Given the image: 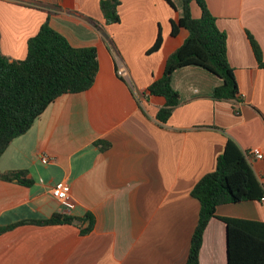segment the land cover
Listing matches in <instances>:
<instances>
[{
    "label": "crops",
    "instance_id": "0c3cea01",
    "mask_svg": "<svg viewBox=\"0 0 264 264\" xmlns=\"http://www.w3.org/2000/svg\"><path fill=\"white\" fill-rule=\"evenodd\" d=\"M206 1L227 33L241 98L213 99L221 80L184 67L173 77L181 103L161 122L166 99L148 87L188 35L184 28L171 33L180 9L166 0H121L120 22L107 23L101 0H0V48L8 57L24 59L28 40L48 21L71 45L95 47L100 65L88 90L59 96L0 156V172L26 170L33 180L0 179V264L186 263L200 211L195 184L216 169L228 138L248 154L264 151V68L249 39L264 57V0ZM159 29L163 45L148 53ZM121 66L129 78L118 75ZM43 156L52 160L43 163ZM250 162L264 184V159ZM59 181L70 185L76 206L69 214L78 220L37 222L62 213L51 195ZM88 215L94 223L84 233ZM223 217L264 220V206H218L200 264H228Z\"/></svg>",
    "mask_w": 264,
    "mask_h": 264
},
{
    "label": "trees",
    "instance_id": "16d2710c",
    "mask_svg": "<svg viewBox=\"0 0 264 264\" xmlns=\"http://www.w3.org/2000/svg\"><path fill=\"white\" fill-rule=\"evenodd\" d=\"M166 1L172 8L180 9L178 21L171 19L172 35L176 36L181 28L186 29L188 35L168 56L162 76L148 87L151 95L166 99L165 105L157 113V119L168 121L181 103V94L173 85V77L176 71L184 67H201L221 80L212 90L213 99L241 98L234 68L227 57V33L218 27L207 1L179 0V5L175 0ZM193 2L200 8V17L192 14ZM120 3L121 0H101L100 7L107 23L120 22ZM249 39L259 66L264 68L261 46L250 33ZM163 42L164 37L159 29L148 53L158 51ZM99 68L95 47L71 45L48 21L28 40L24 59H12L0 48V156L59 96L88 90L94 84ZM0 179L17 180L27 185L33 182L26 170L0 172ZM191 194L199 201L200 211L185 264H200L204 232L210 220L217 216L218 206L260 201L264 196V184L258 179L248 153L235 140L228 138L218 157L216 169L204 175L195 184ZM222 219L227 225L228 264H264V220ZM76 220L78 218L70 214L57 213L37 222L56 224L73 223ZM85 220L89 221V225L82 229L84 233L90 231L94 223L91 215L81 219Z\"/></svg>",
    "mask_w": 264,
    "mask_h": 264
},
{
    "label": "built area",
    "instance_id": "2783aa9c",
    "mask_svg": "<svg viewBox=\"0 0 264 264\" xmlns=\"http://www.w3.org/2000/svg\"><path fill=\"white\" fill-rule=\"evenodd\" d=\"M118 75L129 78L126 69L121 66L117 70ZM250 160L252 161L253 158L262 160L264 159V151L261 149H254L251 153L248 154ZM52 158L47 156L42 157L43 163H49ZM51 195L61 204L62 206V213L69 214L71 211L74 210L76 206V201L71 194L70 185L66 181H59L57 182L51 189ZM260 202L264 206V196L261 198Z\"/></svg>",
    "mask_w": 264,
    "mask_h": 264
},
{
    "label": "rangeland",
    "instance_id": "374dc122",
    "mask_svg": "<svg viewBox=\"0 0 264 264\" xmlns=\"http://www.w3.org/2000/svg\"><path fill=\"white\" fill-rule=\"evenodd\" d=\"M176 1H179V0H176ZM194 7H198L197 4H194Z\"/></svg>",
    "mask_w": 264,
    "mask_h": 264
}]
</instances>
